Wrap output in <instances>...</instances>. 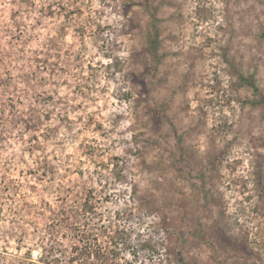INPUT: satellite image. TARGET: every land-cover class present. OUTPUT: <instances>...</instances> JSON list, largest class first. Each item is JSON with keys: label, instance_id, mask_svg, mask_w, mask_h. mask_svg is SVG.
Wrapping results in <instances>:
<instances>
[{"label": "rangeland", "instance_id": "obj_1", "mask_svg": "<svg viewBox=\"0 0 264 264\" xmlns=\"http://www.w3.org/2000/svg\"><path fill=\"white\" fill-rule=\"evenodd\" d=\"M0 264H264V0H0Z\"/></svg>", "mask_w": 264, "mask_h": 264}]
</instances>
